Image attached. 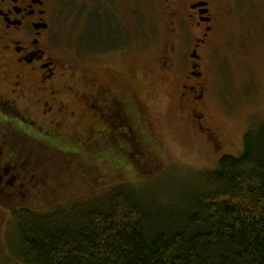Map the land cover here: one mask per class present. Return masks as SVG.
Wrapping results in <instances>:
<instances>
[{"label": "rangeland", "instance_id": "374dc122", "mask_svg": "<svg viewBox=\"0 0 264 264\" xmlns=\"http://www.w3.org/2000/svg\"><path fill=\"white\" fill-rule=\"evenodd\" d=\"M218 2L223 21L209 46L202 106L194 112L179 98L184 64L163 66L172 31L163 0H107L110 10L90 23L93 10L83 0L58 2L53 42L66 56L74 53L79 87L86 79H111L114 90L132 94L152 131L149 137L145 128L141 139L150 154L81 157L71 149L70 164L66 157L60 162L68 170L49 173V185H39V195H28L17 208L44 213L95 202L129 186L142 190L161 215L172 214L186 194L199 191L194 186L186 192L185 182L195 172L214 170L221 157L242 154L245 134L264 123V11L252 0ZM12 214L0 208V264H22Z\"/></svg>", "mask_w": 264, "mask_h": 264}, {"label": "flooded vegetation", "instance_id": "af4514ba", "mask_svg": "<svg viewBox=\"0 0 264 264\" xmlns=\"http://www.w3.org/2000/svg\"><path fill=\"white\" fill-rule=\"evenodd\" d=\"M59 1L0 0V208L8 211L28 195H39V185H49V173L64 174L68 169L60 162L66 157L70 164L71 149L108 155L130 144L136 148L131 152L142 155L145 128L152 134L134 96L114 90L113 80L86 79L79 87L74 53L66 56L53 42ZM83 1L93 10L88 23L108 8L107 0ZM252 2L264 11V0ZM219 5L218 0H163L172 28L163 66L184 64L179 98L192 112L202 106L209 46L223 21Z\"/></svg>", "mask_w": 264, "mask_h": 264}, {"label": "trees", "instance_id": "16d2710c", "mask_svg": "<svg viewBox=\"0 0 264 264\" xmlns=\"http://www.w3.org/2000/svg\"><path fill=\"white\" fill-rule=\"evenodd\" d=\"M131 146L108 155L135 157ZM138 150L148 152L142 145ZM192 176L186 192L194 186L199 191L186 194L172 214L161 215L142 190L129 186L95 202L44 213L14 209L19 259L22 264H264V123L245 134L238 158L223 156L214 170Z\"/></svg>", "mask_w": 264, "mask_h": 264}]
</instances>
